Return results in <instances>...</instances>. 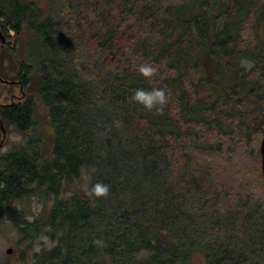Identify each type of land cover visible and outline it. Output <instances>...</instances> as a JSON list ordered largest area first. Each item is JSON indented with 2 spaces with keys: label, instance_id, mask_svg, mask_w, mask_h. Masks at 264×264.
Segmentation results:
<instances>
[{
  "label": "trees",
  "instance_id": "16d2710c",
  "mask_svg": "<svg viewBox=\"0 0 264 264\" xmlns=\"http://www.w3.org/2000/svg\"><path fill=\"white\" fill-rule=\"evenodd\" d=\"M263 26L264 0H0V52L13 32L22 56L0 68L22 92H0V138L23 137L0 153V220L49 238L33 264H264ZM161 87L162 110L132 99Z\"/></svg>",
  "mask_w": 264,
  "mask_h": 264
},
{
  "label": "rangeland",
  "instance_id": "374dc122",
  "mask_svg": "<svg viewBox=\"0 0 264 264\" xmlns=\"http://www.w3.org/2000/svg\"><path fill=\"white\" fill-rule=\"evenodd\" d=\"M10 35H12V37L10 39L11 45L10 47H8L9 50L13 46L16 47V44L14 45V33L11 32ZM262 35L264 37V26L262 28ZM27 36L28 35L25 34L23 39L25 40ZM23 39L21 40V43L23 42ZM8 49H6L5 47L4 50H1L2 56H0V68L3 73H6V75H10V78H12L16 75L19 69L22 56L19 57L18 55L9 52ZM0 92L3 96L2 102H4L5 100H10L12 96L19 98L22 94L21 86H19V84L12 85L8 82H0ZM29 93L30 92L27 91V95ZM34 109L35 117L40 122L39 130H42L43 132L50 131L51 125L48 108L43 103H41L38 98H35ZM2 139L3 140L1 141L0 138V153L8 151L13 146L21 143L23 137L19 132L10 130ZM37 201V199L31 198V201L29 202L16 201L15 205H17L19 208L27 210L28 212L32 211L39 213L41 207L40 205L38 206ZM28 218L30 220H33L34 217L32 215H29ZM25 246L26 245L21 243V234L20 230L16 226V222L10 217L2 218L0 220V264H33L35 258L34 255L40 252L43 248L52 246V243L48 237L42 236L34 242L32 247L28 245V247L25 248ZM24 250H26L25 253ZM192 264H204V259L200 255H196L192 261Z\"/></svg>",
  "mask_w": 264,
  "mask_h": 264
},
{
  "label": "clouds",
  "instance_id": "9594fccd",
  "mask_svg": "<svg viewBox=\"0 0 264 264\" xmlns=\"http://www.w3.org/2000/svg\"><path fill=\"white\" fill-rule=\"evenodd\" d=\"M156 71L157 69L151 64H140L138 66L139 74L145 78H151ZM132 99L146 109H153L159 105L161 107L157 110H162V106L166 103L167 95L165 88L162 87L152 88L151 90L137 88L133 92ZM89 191L96 197H104L109 193V186L103 182H97L89 189Z\"/></svg>",
  "mask_w": 264,
  "mask_h": 264
},
{
  "label": "water",
  "instance_id": "95a60500",
  "mask_svg": "<svg viewBox=\"0 0 264 264\" xmlns=\"http://www.w3.org/2000/svg\"><path fill=\"white\" fill-rule=\"evenodd\" d=\"M260 150H261V155H262V175H263V179H264V137H263L262 142H261Z\"/></svg>",
  "mask_w": 264,
  "mask_h": 264
}]
</instances>
